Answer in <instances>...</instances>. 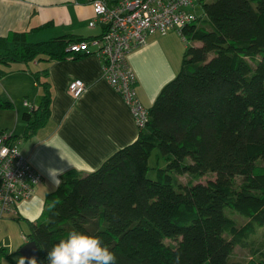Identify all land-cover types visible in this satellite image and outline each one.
I'll return each mask as SVG.
<instances>
[{"label": "trees", "instance_id": "obj_1", "mask_svg": "<svg viewBox=\"0 0 264 264\" xmlns=\"http://www.w3.org/2000/svg\"><path fill=\"white\" fill-rule=\"evenodd\" d=\"M199 3L205 18L183 29L181 69L150 108L134 78L132 89L148 115L137 140L87 175L67 172L37 220L16 218L27 224L25 237L39 248V264H47V252L72 231L100 238L116 264H264V238L257 248L246 243L264 228V0ZM93 21L103 26L99 37L30 41L52 23L10 33L0 39V63L81 60L88 53H72L70 45L100 39L107 30ZM41 86L40 105L24 114L28 137L51 120V92ZM13 108L0 97V112ZM156 150L166 167L156 168L153 180ZM209 173L215 180L199 182ZM182 176L192 181L182 184ZM228 213L248 223L240 226ZM237 245L250 246V257L234 260Z\"/></svg>", "mask_w": 264, "mask_h": 264}, {"label": "crops", "instance_id": "obj_2", "mask_svg": "<svg viewBox=\"0 0 264 264\" xmlns=\"http://www.w3.org/2000/svg\"><path fill=\"white\" fill-rule=\"evenodd\" d=\"M92 2L0 0V39L13 32H31L48 23L53 24L52 28L30 35L31 42L63 36L75 37L73 39L99 37L103 26L89 25L95 18ZM167 34L172 37H164ZM12 45L8 46L12 49ZM185 48L180 37L169 31L149 36L146 44L130 55L129 64L137 79V94L145 107L150 108L163 86L176 77ZM175 52L179 57L174 64L172 54ZM96 53V47H92L90 54L77 61L68 59L42 65L38 62L30 65L0 63V91H4L9 102L14 104L13 110L0 112V131L14 135L13 141L21 155L43 176L31 198L17 206L18 215L10 216L9 220L35 221L41 216L46 196L56 190L45 173L49 165L66 169L61 180L70 171L87 175L97 170L118 149L137 140L139 128L132 111L104 79V62ZM34 68L37 70L33 71ZM32 73H37L38 80ZM75 79L86 85L78 99L69 93V84ZM42 83H46L51 92V120L45 128L28 137L25 136L27 123L24 114L36 110L40 104L31 102L27 93L32 84L42 88ZM19 93L22 98L16 96ZM4 220L9 222L8 218ZM0 244L6 247L2 246L5 253L13 249L11 238L9 242L0 238Z\"/></svg>", "mask_w": 264, "mask_h": 264}, {"label": "built area", "instance_id": "obj_3", "mask_svg": "<svg viewBox=\"0 0 264 264\" xmlns=\"http://www.w3.org/2000/svg\"><path fill=\"white\" fill-rule=\"evenodd\" d=\"M196 1L116 0L109 5L105 0H95L92 8L99 16L97 20L107 28L105 35L69 47V51L75 54L89 53L92 47H96V55L105 62L106 79L130 107L139 126H144L148 115L132 89L135 77L127 64V56L134 48L145 45L147 36L181 30L195 21V16L186 9L193 7ZM90 26L95 27V21ZM85 90L86 85L80 79L69 84V93L75 98ZM12 135L9 132L0 134V220L17 215V206L30 199L34 188L43 180V176L21 155L18 145L10 143ZM2 248L0 246V253Z\"/></svg>", "mask_w": 264, "mask_h": 264}, {"label": "rangeland", "instance_id": "obj_4", "mask_svg": "<svg viewBox=\"0 0 264 264\" xmlns=\"http://www.w3.org/2000/svg\"><path fill=\"white\" fill-rule=\"evenodd\" d=\"M207 1L208 0H203V2H207ZM187 10L190 11L192 14H194L196 17H198L200 19L205 18V15L203 14L202 7H201L199 2H196L193 8L190 7ZM93 12L95 15L94 20H97L99 18V16L96 14L95 9H93ZM173 33L176 37H180V39H181V36L177 32L173 31ZM164 37H172V35L167 34ZM181 41H183V43L185 44V47H186V41H184L183 38ZM178 57H179V54L177 52L172 54V61L174 64L176 63V60ZM180 69H181V67L179 68L178 71H180ZM36 70H37L36 68L33 69V71H36ZM0 93H1V98L4 101H10L9 98L6 96L4 91H0ZM27 94H29V99L31 102H34L37 105L40 104V101H41L42 96H43L42 88H40L39 86H34L32 84V86L29 88V91ZM16 96H20V98H22V95L20 93L16 94ZM129 98L132 99L131 96H129ZM158 156H159V159L157 158ZM150 166L155 167V169H152L150 171L149 177L153 180H156V178H157L156 168H165L166 167V163L163 159V156L158 150H156L154 152L153 156L151 157ZM179 180L182 184H187L188 182L192 181V178L190 176H182V177H179ZM213 180H215V175L212 173H209V174L205 175L203 178H201L199 180V182L206 184L209 181H213ZM236 183H237V185H240L242 183V178L237 177ZM228 215L231 218L235 219L240 226L246 225V223H248L247 219H245V218H243L237 214L232 215L231 213H228ZM5 218H8V220H9L10 216H6ZM4 219H2L0 221V238H3L4 241H8V242H9V239L11 238L13 249H9V251L6 253V255L2 257V264H13V257L14 256H20L21 255L20 254L21 248L26 245V243L24 241V235L28 234L29 228H28L27 224L22 220L19 221V224H18V221H16V220H9V222L5 223L6 221ZM263 238H264V228L259 229L258 234L255 237L246 240V243L249 244L250 246H252L253 248H257L260 245V243L262 242ZM1 244H0V246H3ZM250 246H249V248L242 247L239 245L235 246L234 252H233V259L238 260V261H242L244 259L249 258L250 254H251V250H250L251 247ZM4 248H6V247H4Z\"/></svg>", "mask_w": 264, "mask_h": 264}, {"label": "clouds", "instance_id": "obj_5", "mask_svg": "<svg viewBox=\"0 0 264 264\" xmlns=\"http://www.w3.org/2000/svg\"><path fill=\"white\" fill-rule=\"evenodd\" d=\"M65 171L55 164L45 169L54 188L59 187ZM13 264H38V261L34 256L20 255L13 257ZM47 264H116V256L100 238L72 231L47 252Z\"/></svg>", "mask_w": 264, "mask_h": 264}, {"label": "bare ground", "instance_id": "obj_6", "mask_svg": "<svg viewBox=\"0 0 264 264\" xmlns=\"http://www.w3.org/2000/svg\"><path fill=\"white\" fill-rule=\"evenodd\" d=\"M196 2H199V0H197ZM196 2H195V3H196ZM195 3H194V5H195ZM193 7H194V6H193ZM193 7H192V8H193ZM189 8H190V7H189ZM187 9H188V8H187ZM187 9H186V10H187ZM187 11H188V10H187ZM188 12H189L190 14H192L190 11H188ZM192 15H194V14H192ZM194 16H195V15H194ZM195 18H196V20L198 19V17H196V16H195ZM196 20H195V21H196ZM193 22H194V21H193ZM193 22H192V23H193ZM189 24H191V23H189ZM187 25H188V24H187ZM187 25H186V26H187ZM186 26H185V27H186ZM90 27H91V26H90ZM185 27H184V28H185ZM184 28H183V29H184ZM183 29H181V30H179V29H172V30H169V31H175V32H177L180 36H182L181 33H183ZM167 32H168V31H167ZM165 33H166V32H165ZM155 34H164V33L157 32V33H154V34H152V35H155ZM152 35H149V36H152ZM149 36L146 37V41H147V38H148ZM182 38H183L184 41H186L184 37H182ZM138 48H140V47L134 48V49L132 50V52L128 55V59H129L130 55H131L136 49H138ZM84 54H85V53H84ZM88 54H90V52H89ZM96 54H97V53H96ZM103 62H104V61H103ZM130 70H131L132 74H133L134 77H135V74H134V72H133V70H132L131 67H130ZM103 73H104V79L109 83V81L106 79L105 62L103 63ZM135 78H136V77H135ZM109 85L111 86L110 83H109ZM111 87H112V86H111ZM112 88H113V87H112ZM113 89H114V88H113ZM71 96H72V95H71ZM81 96H82V95H81ZM81 96H80V97H81ZM72 97H73V96H72ZM80 97H78V98H80ZM73 98H75V97H73ZM78 98H75V99H78ZM136 123H137V122H136ZM137 126H138L139 130H140L141 128L144 127V126H139L138 124H137ZM34 190H35V188H34ZM24 241H25V243L28 244V240L26 239V237H24ZM29 243H30V242H29ZM27 244H26V245H27ZM3 249H4V248H2V250H3ZM0 254H1V253H0Z\"/></svg>", "mask_w": 264, "mask_h": 264}, {"label": "water", "instance_id": "obj_7", "mask_svg": "<svg viewBox=\"0 0 264 264\" xmlns=\"http://www.w3.org/2000/svg\"><path fill=\"white\" fill-rule=\"evenodd\" d=\"M20 254L27 257H35L37 261L40 257V251L37 245L34 242H30L24 247L21 248Z\"/></svg>", "mask_w": 264, "mask_h": 264}]
</instances>
